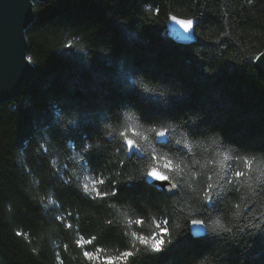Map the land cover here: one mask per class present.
<instances>
[{
  "label": "trees",
  "instance_id": "obj_1",
  "mask_svg": "<svg viewBox=\"0 0 264 264\" xmlns=\"http://www.w3.org/2000/svg\"><path fill=\"white\" fill-rule=\"evenodd\" d=\"M32 12L33 76L0 101V264H264V80L253 65L264 0H49ZM128 115L148 137L132 153L119 135ZM153 153L179 165L159 166L177 193L127 180ZM190 219L206 220L198 235ZM161 228L171 243L155 252L140 237Z\"/></svg>",
  "mask_w": 264,
  "mask_h": 264
},
{
  "label": "water",
  "instance_id": "obj_2",
  "mask_svg": "<svg viewBox=\"0 0 264 264\" xmlns=\"http://www.w3.org/2000/svg\"><path fill=\"white\" fill-rule=\"evenodd\" d=\"M34 1L49 0H0V101L15 98L19 91L29 84L33 76L34 68L26 56L24 31L33 20ZM258 56L262 57L261 60L256 59ZM253 65L264 80V51L255 57ZM124 144L129 153L137 151V148L129 150L125 141ZM165 174L168 175L166 172ZM145 183L166 195L178 192L177 187L172 188V184H175L172 180L164 185L163 191L158 186H154V183L158 185L159 182L145 181ZM196 227L198 226H194Z\"/></svg>",
  "mask_w": 264,
  "mask_h": 264
},
{
  "label": "snow or ice",
  "instance_id": "obj_3",
  "mask_svg": "<svg viewBox=\"0 0 264 264\" xmlns=\"http://www.w3.org/2000/svg\"><path fill=\"white\" fill-rule=\"evenodd\" d=\"M172 19L174 21H176V17L173 16ZM180 21H183V25L180 23ZM177 23L182 27V28H187L188 30L192 28V20H178ZM261 56H258L256 59L257 60H261ZM199 118H193L192 119V123L195 126L198 122ZM126 126L123 128L122 131L119 132V135L122 137V139L126 142V145L128 147L129 150L135 149V148H140V144L137 142L136 138H141V139H147L148 137L146 136L144 131H140L139 130V126H134V117L132 115H128L126 117ZM147 132H151V133H155V135L157 137L163 138L167 135L168 133V128H160V129H156V128H148ZM135 137V138H134ZM177 143H181L180 141H177ZM184 143H187L186 141ZM89 148L92 147V145L88 146ZM152 160L154 161V163L148 165V168L145 172H143L140 176L137 175H129L127 177V180L129 182H135L138 179H143L145 181H152V182H159V184H155L154 186H162L167 184L172 178L169 175H166L164 171H162L158 165V161H160L161 156L157 155L156 153L152 154ZM175 168V170L177 172L180 171V167L179 165H173V162L171 160H167L166 161V166L164 169H171V168ZM236 176H240L242 175V173L240 172H236L235 173ZM178 185L176 184H172V188L175 189ZM85 190L86 191H90V189L87 188V186H85ZM98 196L101 195V193L97 192L96 193ZM113 195H115V193H113ZM213 198H214V191H213V185L209 184L206 190H203V201L207 202L208 204H211L213 202ZM209 221L208 226L213 228V230L215 231H221V230H225V231H231V229H226L225 225L221 222L220 218H215L212 219L211 217L207 218ZM137 223H141L140 220L136 221ZM190 223L193 226H204L206 224V220L205 219H190ZM167 230L165 228H161V232L158 233L156 235V237L154 239H150V240H146L143 237H140V240L143 243H146L150 246L151 250L155 251V252H160L167 244L171 243V240H164L162 238V234L165 233ZM200 232V228L196 227L194 228V235H198ZM87 255V253H86ZM125 257L130 256L131 253L130 252H125L123 254Z\"/></svg>",
  "mask_w": 264,
  "mask_h": 264
},
{
  "label": "rangeland",
  "instance_id": "obj_4",
  "mask_svg": "<svg viewBox=\"0 0 264 264\" xmlns=\"http://www.w3.org/2000/svg\"><path fill=\"white\" fill-rule=\"evenodd\" d=\"M155 237H153L152 239H154ZM87 256L89 258L94 259L95 261H98V262H101V261L115 262L116 260H120V258L114 259L111 257L100 256V254H98V253H92V254L88 253Z\"/></svg>",
  "mask_w": 264,
  "mask_h": 264
},
{
  "label": "clouds",
  "instance_id": "obj_5",
  "mask_svg": "<svg viewBox=\"0 0 264 264\" xmlns=\"http://www.w3.org/2000/svg\"><path fill=\"white\" fill-rule=\"evenodd\" d=\"M88 146H89V145H88ZM88 146H86V147H88ZM167 160H169V159H166L165 157L161 156L160 161H158V162H156V163H158V165L161 166L162 168H165V166H166V161H167ZM153 163H154V162H153ZM53 164H55V161H53ZM151 164H152V163H151ZM149 165H150V164H149ZM159 188H160L161 191L165 190V186H164V185L160 186Z\"/></svg>",
  "mask_w": 264,
  "mask_h": 264
}]
</instances>
